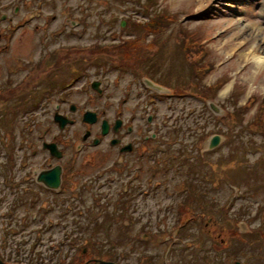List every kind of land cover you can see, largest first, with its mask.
I'll list each match as a JSON object with an SVG mask.
<instances>
[{
	"label": "rangeland",
	"instance_id": "374dc122",
	"mask_svg": "<svg viewBox=\"0 0 264 264\" xmlns=\"http://www.w3.org/2000/svg\"><path fill=\"white\" fill-rule=\"evenodd\" d=\"M201 8L214 14L203 16L198 12ZM152 17L160 24L143 32L141 23ZM123 19L127 21L121 25ZM188 35L195 44L184 57L182 47L189 45ZM209 35L211 40L205 43L202 37ZM121 39L144 41L148 50L138 55L136 63L118 68H112L115 62L111 61L125 64L119 49L92 55L66 51L114 47ZM240 44H244L242 51L232 55ZM55 50L66 55L55 58L53 65L51 59L45 64L55 68L56 81L70 75L80 59L93 62L85 69L86 77L67 78L65 87H55V94L43 99L38 108L26 109L19 100L25 89L15 85L41 57L48 52L52 56ZM253 50L254 59L246 55ZM98 59L104 62L97 63ZM260 59H264V0H0V258L7 264H45V258L60 259L67 249L71 264H81L89 256L118 257L121 264H133L136 254L159 253L158 241L186 219L184 215L180 219L178 203L190 208L191 202L199 216L183 225L172 240L198 242L199 264H234V260L264 264V63ZM102 64L109 68V83L98 97L90 82L99 80L104 86ZM143 78L162 91L183 92L158 97L157 89ZM37 85L40 93L45 85ZM125 96V113H135V131L129 140L146 130L142 114L154 116L150 131L158 135L148 143L145 155L136 158L131 152L122 163L115 162L117 151L107 141L95 147L86 141L77 152L88 127L82 113L90 110L97 121L112 120L119 98ZM209 104L215 105L216 112ZM54 110L74 122L60 129L53 121ZM47 125L50 129L45 132ZM92 126L93 132L98 130V124ZM214 133L221 136L220 143L204 150ZM43 140L57 143L63 163L75 159L69 185L61 194L50 196L52 204L47 196L34 200L20 195L32 187L17 181L23 151L29 168L48 159ZM9 159L15 167H7ZM136 163L142 168L130 183L133 199L116 200ZM97 180L106 184L97 186ZM186 185L191 194L183 192ZM103 192H109V201H96ZM66 204L71 208L70 229L64 230L61 224L68 220L58 212ZM47 206L53 210L44 213V222L53 219L54 224L43 230L38 209ZM141 232L145 234L139 237ZM65 235L71 245L64 247L60 242ZM84 247L86 253L81 251ZM203 256L207 260L202 261Z\"/></svg>",
	"mask_w": 264,
	"mask_h": 264
},
{
	"label": "flooded vegetation",
	"instance_id": "af4514ba",
	"mask_svg": "<svg viewBox=\"0 0 264 264\" xmlns=\"http://www.w3.org/2000/svg\"><path fill=\"white\" fill-rule=\"evenodd\" d=\"M114 131L113 130L111 131V129H109L108 134L109 135L111 134L112 137L114 135V138L117 140V144H118L117 150H119L120 147H122L125 144H129V143L131 144L132 143L134 146L133 142L138 143L140 141L139 137H135V138L133 137L131 140L128 139V137L131 135L130 133L132 132L131 129H129L128 127H124V128L118 127ZM143 138H146V137L143 136ZM132 144H131V146H132ZM141 145H143V144H141ZM131 152L132 153L137 152L142 157L145 155V147L143 149H140L137 146L136 147L134 146L133 151H131ZM51 161H52V158H50L49 161L46 160L45 162L42 163V165L39 168L48 169L54 163ZM33 168H36V167H30L29 168V165L26 161L20 160L19 164L17 165V177H18L17 179L20 180V177L23 176L25 178H28L31 181L30 183H31L32 189L37 190V192H33L31 194L29 193V197L36 200V199H42V198H44V196H47L49 201H50V204H52L53 199H50V196L55 194V192L49 188H46L41 183H39L35 180L36 175L39 172V169L36 170ZM64 173H65V165L62 164V176ZM66 178L67 177L65 175L62 177L61 184L66 180ZM64 190H66V185L65 186L63 185L62 191L59 192L58 194H55V195L61 194L62 192H64ZM21 195L25 196V195H27V193L21 192ZM120 199H125V200L129 201V200L133 199V197L129 193L128 197L120 198L119 193H118L116 200H120ZM67 209L70 210L69 204H66V206L58 212V214L61 216V218H62V216H64L63 219H65V220H68V219H66V216L68 213ZM125 210L126 209L123 208V212ZM43 211H44V209H42V211L40 209H38V215H40L38 221L40 222L39 228L45 230L47 228V226L50 223H52L54 220L53 219H51V220L46 219V222H44L45 214L43 213ZM59 220H61V219L59 218ZM55 224L56 225L59 224L58 221H56ZM61 225L63 226L64 230H66L68 228L70 229L69 220L62 223ZM51 226H53V224ZM144 234L145 233L141 232L139 234V236L144 235ZM140 240H142V239H140ZM66 241L67 240L62 241L60 243H62V244L65 243L64 247L71 245L70 240L68 241V243ZM168 243H170V245H171L169 255H167L165 257L162 256V252H163L162 250H160L159 253L158 252H154V253L152 252L148 255L144 254V256L136 254V256H134L133 264H199L200 263V261H199V259H200L199 258L200 244L198 242H188V241L170 242L169 241ZM58 246H61V244H59ZM56 251H58V250H56ZM84 252H85V249H83V253ZM56 253L58 255V252H56ZM70 253H71L70 251H67V249H65V251L62 252V256L60 257V259L54 257V255L49 256L48 258L44 259L45 264H68L69 259L71 258ZM49 258H51V259L48 262ZM95 258H100V257H91V256L86 257V259L82 262V264L84 262H86L87 260H91V259H95ZM42 259L43 258H40V260H42ZM205 259H206V256H203L202 261ZM106 260H111V261L115 262L116 264H121L118 257H112V258H109ZM91 262L92 261H88L86 264H89ZM210 263H212V262L211 261L206 262V264H210Z\"/></svg>",
	"mask_w": 264,
	"mask_h": 264
},
{
	"label": "water",
	"instance_id": "95a60500",
	"mask_svg": "<svg viewBox=\"0 0 264 264\" xmlns=\"http://www.w3.org/2000/svg\"><path fill=\"white\" fill-rule=\"evenodd\" d=\"M209 107L216 112V107L213 104H209ZM54 119L59 123L60 127H62L67 119L63 116H60L58 114H55ZM83 120L84 121H88L91 122L94 120V115L92 113H85L83 116ZM221 140V136L218 134L212 135L209 139H208V144H207V148H213L215 147ZM44 146L48 147L51 151L52 154L59 156L60 153L56 150L55 144L54 143H48V144H44ZM38 180L43 181L44 184H46L49 187L52 188H56L59 184V167H53L52 169H49L48 171H45V173L42 172V174H40L38 176ZM99 264H114L112 262L109 261H103V260H96ZM0 264H3L0 260ZM236 264H239L236 262Z\"/></svg>",
	"mask_w": 264,
	"mask_h": 264
},
{
	"label": "bare ground",
	"instance_id": "6f19581e",
	"mask_svg": "<svg viewBox=\"0 0 264 264\" xmlns=\"http://www.w3.org/2000/svg\"><path fill=\"white\" fill-rule=\"evenodd\" d=\"M241 51H242V49H240L238 53H240ZM246 52H247V51H245L244 54H245ZM250 53L252 54L251 58L254 59V58H255V55H256V54H255V53H256L255 50H253V52H251V51H250V52H247L246 55H247V54H250ZM244 54H243V55H244ZM259 61H260L261 63H264V59H260ZM256 65H257L256 67H258V68L260 67V65H259L257 62H256ZM226 88H228V87L226 86Z\"/></svg>",
	"mask_w": 264,
	"mask_h": 264
}]
</instances>
